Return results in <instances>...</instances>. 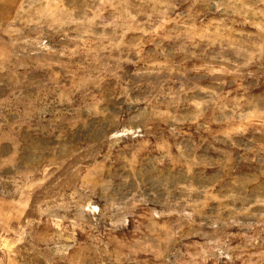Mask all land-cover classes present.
<instances>
[{
  "label": "rangeland",
  "instance_id": "obj_1",
  "mask_svg": "<svg viewBox=\"0 0 264 264\" xmlns=\"http://www.w3.org/2000/svg\"><path fill=\"white\" fill-rule=\"evenodd\" d=\"M0 264H264V0H0Z\"/></svg>",
  "mask_w": 264,
  "mask_h": 264
}]
</instances>
